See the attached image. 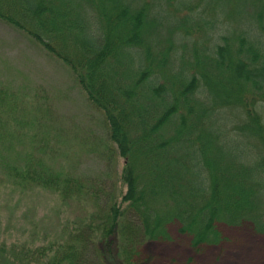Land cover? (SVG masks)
I'll return each mask as SVG.
<instances>
[{"label": "trees", "instance_id": "trees-1", "mask_svg": "<svg viewBox=\"0 0 264 264\" xmlns=\"http://www.w3.org/2000/svg\"><path fill=\"white\" fill-rule=\"evenodd\" d=\"M0 20L69 66L124 159L116 194L55 171L36 140L14 156L24 96L0 84V172L95 203L23 258L146 264L140 245L172 222L193 247L218 243L221 222L264 231V0H0Z\"/></svg>", "mask_w": 264, "mask_h": 264}, {"label": "rangeland", "instance_id": "rangeland-1", "mask_svg": "<svg viewBox=\"0 0 264 264\" xmlns=\"http://www.w3.org/2000/svg\"><path fill=\"white\" fill-rule=\"evenodd\" d=\"M0 84L24 96L15 103V115L28 117V123L20 121L19 128L11 123L10 128L14 156L37 142L36 153L55 171L79 179L85 189L101 182L116 194L124 191V159L107 139L103 111L89 102L67 64L1 20ZM94 209L91 196L64 199L58 190L19 184L0 172V264H43L23 258L21 252L67 240ZM218 228V243L193 247L172 222L170 238L145 240L140 256L146 264H264V231L249 222H221Z\"/></svg>", "mask_w": 264, "mask_h": 264}]
</instances>
